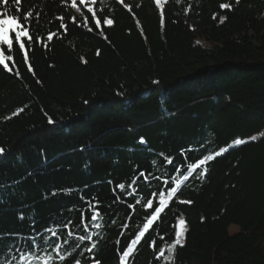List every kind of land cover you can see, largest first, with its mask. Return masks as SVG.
Listing matches in <instances>:
<instances>
[{"label":"trees","instance_id":"obj_1","mask_svg":"<svg viewBox=\"0 0 264 264\" xmlns=\"http://www.w3.org/2000/svg\"><path fill=\"white\" fill-rule=\"evenodd\" d=\"M0 146V264H264V0H0Z\"/></svg>","mask_w":264,"mask_h":264},{"label":"rangeland","instance_id":"obj_2","mask_svg":"<svg viewBox=\"0 0 264 264\" xmlns=\"http://www.w3.org/2000/svg\"><path fill=\"white\" fill-rule=\"evenodd\" d=\"M259 137H261V135L258 136L257 138H259ZM187 229H188V227H187L185 220H181V222L179 223V226H178V242L180 244H182L184 242V235H185ZM239 232H240V227L235 226V225L231 226L229 229L230 235H234V234H237ZM127 258H128V256H126V258L124 259V264L126 263Z\"/></svg>","mask_w":264,"mask_h":264},{"label":"snow or ice","instance_id":"obj_3","mask_svg":"<svg viewBox=\"0 0 264 264\" xmlns=\"http://www.w3.org/2000/svg\"><path fill=\"white\" fill-rule=\"evenodd\" d=\"M154 83L158 84L159 81H154ZM51 123H52V121H51ZM140 142L143 143L144 142L143 139H141ZM4 155H6V149L4 147L0 146V156H4Z\"/></svg>","mask_w":264,"mask_h":264}]
</instances>
